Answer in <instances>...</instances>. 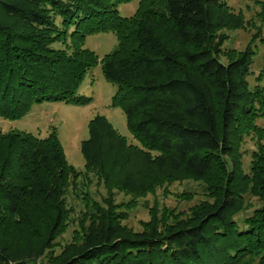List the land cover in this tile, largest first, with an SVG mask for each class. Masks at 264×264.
Wrapping results in <instances>:
<instances>
[{"label": "trees", "instance_id": "obj_1", "mask_svg": "<svg viewBox=\"0 0 264 264\" xmlns=\"http://www.w3.org/2000/svg\"><path fill=\"white\" fill-rule=\"evenodd\" d=\"M129 1L0 0V116L22 118L45 100L88 104L76 92L100 63L140 143L96 114L78 171L55 131H0V264H264V65L250 85L254 48H223L244 15L227 0H139L121 16ZM253 1L264 22V0ZM107 31L117 46L99 59L85 38ZM246 136L256 145L247 169ZM90 174L106 195L81 191L86 210L55 251L74 221L69 190ZM182 179L206 191L188 213L154 207L140 230L124 223L139 197Z\"/></svg>", "mask_w": 264, "mask_h": 264}, {"label": "rangeland", "instance_id": "obj_2", "mask_svg": "<svg viewBox=\"0 0 264 264\" xmlns=\"http://www.w3.org/2000/svg\"><path fill=\"white\" fill-rule=\"evenodd\" d=\"M236 11L242 12L247 21L244 28L228 31L229 39L224 43L223 48L227 50H243L247 45L254 48L253 63L251 74L248 77L250 85L257 83L256 77L264 65V22L261 21L256 13L260 11V6L253 0H227ZM139 0L118 5V12L121 16L132 15L137 7ZM251 24L255 26L252 27ZM60 46V44H55ZM84 46L93 50L99 59L105 54L111 52L117 46V38L114 32H97L90 34L85 38ZM264 83V77L260 80ZM116 84L107 80L98 63L91 67L83 81L81 82L76 94L90 97L91 101L86 105H78L72 102L63 101H42L33 103L30 111L22 118L11 120L0 116V131L7 132L11 130H22L33 133L34 135L44 137L51 131H55L65 153L67 161L78 171H84L85 161L80 151L81 141L88 137V121L96 114L105 116L114 128L124 135L129 142L136 145L140 143L133 137L126 124V117L120 107L112 106V96L116 91ZM258 123L264 121L258 120ZM243 165L245 169L250 161L251 151L256 149L255 141L251 136H246L242 144ZM89 181L82 176L78 177V193L73 189L69 190L67 201L73 206L74 213L71 218L74 219L68 225L64 232L56 238L54 250L59 251L61 245L72 239L74 229L78 227V217L80 212L85 211V202L81 196V191H87L89 196L95 200L101 201L106 195V190L101 183L92 174L89 175ZM116 204L128 203L129 196L122 192L115 191ZM206 191L201 184L191 180H175L171 183L160 185L153 192L139 197L132 207L125 208L128 213L124 223L134 230H140L142 223L149 220L150 212L157 208L159 214L165 207L175 209L176 212H187L189 208L200 200L206 198ZM247 201L258 204L256 196L247 195ZM156 207V208H154ZM163 209V210H162ZM247 210L246 213H249ZM43 256L40 260H44Z\"/></svg>", "mask_w": 264, "mask_h": 264}]
</instances>
